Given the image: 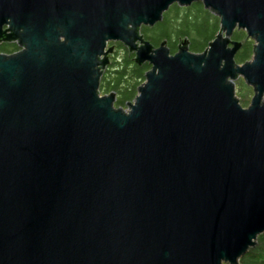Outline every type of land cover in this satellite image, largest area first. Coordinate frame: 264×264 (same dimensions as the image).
I'll return each mask as SVG.
<instances>
[{"label": "water", "instance_id": "1", "mask_svg": "<svg viewBox=\"0 0 264 264\" xmlns=\"http://www.w3.org/2000/svg\"><path fill=\"white\" fill-rule=\"evenodd\" d=\"M193 3L218 18L202 53L140 34ZM8 21L0 264H238L264 233V0H0ZM107 42L150 67L125 109L98 92Z\"/></svg>", "mask_w": 264, "mask_h": 264}, {"label": "trees", "instance_id": "2", "mask_svg": "<svg viewBox=\"0 0 264 264\" xmlns=\"http://www.w3.org/2000/svg\"><path fill=\"white\" fill-rule=\"evenodd\" d=\"M218 31V18L204 9L202 4L193 3L188 7L171 5L163 13L161 21L153 27H141L140 34L153 47L162 41L166 42L170 54H174L177 45L187 40L188 50L192 53H202L208 43L215 38ZM231 39L241 43V47L234 56L236 64L250 60L253 41L246 37L243 31L235 30ZM122 63H111L102 72L99 80L100 95L113 92L115 94L114 107L126 108L137 94V88L144 81V74L150 69L147 63L136 65L131 57L121 59ZM237 98L243 107H247L251 88L241 79L235 83ZM238 264H264V233L256 239L253 248L239 260Z\"/></svg>", "mask_w": 264, "mask_h": 264}, {"label": "flooded vegetation", "instance_id": "3", "mask_svg": "<svg viewBox=\"0 0 264 264\" xmlns=\"http://www.w3.org/2000/svg\"><path fill=\"white\" fill-rule=\"evenodd\" d=\"M10 29L9 21L5 22L0 27V55L10 56L22 51L18 41L16 39H10ZM109 49L111 52L106 55L108 65L111 63H122L123 61L121 59L124 57H131L133 61L134 53H129L127 47L120 42H107L104 52H107Z\"/></svg>", "mask_w": 264, "mask_h": 264}, {"label": "rangeland", "instance_id": "4", "mask_svg": "<svg viewBox=\"0 0 264 264\" xmlns=\"http://www.w3.org/2000/svg\"><path fill=\"white\" fill-rule=\"evenodd\" d=\"M239 79H241V78H238V80H239ZM238 80H237V81H238ZM237 81H236V82H237ZM236 82H235V83H236ZM235 92H236V87H235ZM251 96H252V94H250V96H249V98H248L249 100H250ZM236 97H238V96H237V93H236ZM248 104H249V101H248ZM248 104H247V106H248ZM242 107H243V106H242ZM243 108H246V107H243Z\"/></svg>", "mask_w": 264, "mask_h": 264}]
</instances>
